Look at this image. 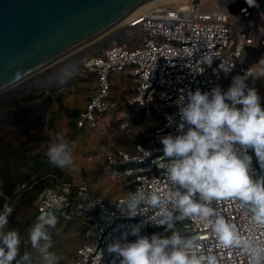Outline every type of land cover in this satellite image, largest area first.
<instances>
[{"label":"clouds","instance_id":"9594fccd","mask_svg":"<svg viewBox=\"0 0 264 264\" xmlns=\"http://www.w3.org/2000/svg\"><path fill=\"white\" fill-rule=\"evenodd\" d=\"M247 2L249 5H255V0ZM257 3L259 8V2ZM131 22L128 26L141 32L139 26H132ZM141 34L142 37L136 46L142 41L143 33ZM113 45L131 46L127 43ZM106 49H103V52ZM91 56L83 60L86 69V60ZM215 58V54L207 52L200 56V62L211 67ZM220 68L226 74L230 71L222 66ZM119 74L130 76L134 82L127 102L128 112L117 120L112 111L115 103L111 111L98 116L96 125L92 122L79 124V115L87 106L84 105L75 113L72 121L76 135H91L93 132H88L87 126L107 132L105 136L94 132L97 134V148L92 153L91 163L102 166L110 180L119 184L120 190L116 192V198L111 202L105 195L95 196V188L89 180L70 179L69 174L64 178L48 174L52 181L44 190L67 184L71 187V196H74L79 184L88 185L92 197L82 209L92 207L97 201L104 199L103 202L108 208L119 215L115 227L120 226V229L112 236L106 234L95 238L88 237L87 230L91 223L77 218L67 219L62 215L63 209L59 206L61 201L54 200L53 204L42 209L40 214L36 204L35 212L39 216H36L33 227L25 232L35 254L22 253V237L18 229H6L13 211L6 203L3 211H0V264H61L64 257L53 250L59 247H53L52 236V230L58 224V216L66 223H78L82 235V242L75 247L73 258L65 264H77L84 257L88 259V264H221L214 252L208 251L204 254L198 250L199 237L192 234L187 225L182 229L177 227V222L182 225L183 221L193 218L210 228L212 235L224 248L238 249L242 255L250 257L251 264H264V241L246 238L237 225L226 219L217 208L219 201H236V205L251 214L256 225L264 227V174L258 177L255 175L253 159L254 150L260 169L264 173V108L261 107V97L257 89L250 87L246 82L249 76L260 77L261 88L258 90H262L264 73L237 74L232 77L226 90L217 84L209 91L197 88L179 96L175 102L178 113L167 116V126H174L175 132L160 138L163 156L160 157L159 167L164 170V178L167 181V190L163 192L141 188L133 192L134 185L128 183L132 176L118 177L117 169L110 163V156L114 152L133 151L137 145L147 144V141L142 142L137 138L138 124L131 121L134 113H138V119L142 118L144 124L149 123L150 128L146 135L162 123L158 113L154 112L146 118L144 111H136L130 106L135 79L129 73ZM114 84L113 79V92ZM125 122L129 124L126 129L122 127ZM74 147L63 131L57 132L51 138L46 151L49 165L52 164L62 172L77 171ZM149 155L151 153L146 151L144 157ZM38 183L39 181L24 186L19 192L29 191L31 187L35 190ZM5 200H11V197H6ZM99 206L95 214L100 211ZM150 212L154 214L149 215L148 219L163 226L165 232L170 233H154L150 237L141 233L135 216Z\"/></svg>","mask_w":264,"mask_h":264},{"label":"built area","instance_id":"2783aa9c","mask_svg":"<svg viewBox=\"0 0 264 264\" xmlns=\"http://www.w3.org/2000/svg\"><path fill=\"white\" fill-rule=\"evenodd\" d=\"M147 13H141L131 22L139 26L143 38L138 46L113 45L99 55L86 60L90 73L96 75L97 84L86 108L79 115V124L92 122L96 125L99 115H105L115 106L113 76L122 72L134 77L135 85L130 106L144 111L146 118L158 113L162 123L147 134V144H139L135 150H120L110 156V163L117 169V176L128 178L129 184L146 191L167 190L164 170L159 167L163 156L161 137L175 132L167 126V116L178 113L176 100L181 94L197 88L209 91L219 84L226 90L232 77L240 74L260 75L264 73V16L247 0H187L157 4ZM211 52L217 58L211 67L202 65L200 56ZM230 69L226 74L223 69ZM260 77L249 76L246 81L259 82ZM260 83V82H259ZM261 107L264 108V83L258 90ZM178 119V117H177ZM128 123L122 127L128 128ZM147 152L151 155L144 157ZM249 150V155H250ZM144 157V158H143ZM71 187L64 184L58 188H46L37 197V211L54 200L61 201L62 215L67 219L88 220L91 227L88 237L113 235L120 229L116 226L119 215L100 199L92 207L83 208L91 200L90 188L79 184L71 196ZM238 202H217L220 213L237 225L246 238L264 241V227L256 225L251 214L236 205ZM100 205V206H99ZM100 208V211L95 212ZM135 216L141 233L167 235L163 226L148 219L149 215ZM187 225L192 234L199 237L197 248L202 253L214 252L221 264H251L250 257L238 249H226L212 235L210 228L193 218L177 222V227ZM185 234H187L185 232ZM77 264H88L84 257Z\"/></svg>","mask_w":264,"mask_h":264},{"label":"water","instance_id":"95a60500","mask_svg":"<svg viewBox=\"0 0 264 264\" xmlns=\"http://www.w3.org/2000/svg\"><path fill=\"white\" fill-rule=\"evenodd\" d=\"M146 1L0 0V94L108 34Z\"/></svg>","mask_w":264,"mask_h":264},{"label":"rangeland","instance_id":"374dc122","mask_svg":"<svg viewBox=\"0 0 264 264\" xmlns=\"http://www.w3.org/2000/svg\"><path fill=\"white\" fill-rule=\"evenodd\" d=\"M128 25L129 24L119 25L108 34L102 36L100 39L95 40L86 47L76 50L70 55L55 62L50 67L42 70L5 92L8 93L15 89H24L25 91L34 90L37 93H40L46 90L47 93L52 96L53 101L48 104L44 124L41 128L42 130H37L40 138V141L38 142L39 147H42V149L46 148L47 150L51 138L60 131H63L68 140L75 145L73 152L76 160V167L78 169L77 171L64 170L60 173L61 175H59V172L56 171L57 167H54L52 164L49 165L48 161L43 164V167L41 168L42 172L40 174H42V176L46 172H50V175L54 177L59 175L62 178L65 176L67 177L69 174L70 179H86L89 180L92 185L100 186L97 190L104 194L106 193V190L111 193L119 192V184H113L104 169H102L98 164L96 165L95 163H91V160L93 159L92 153L97 148L94 144V136L82 133L76 135V131L73 129L72 121L74 118V111L83 107L80 105L82 96L86 98V93L91 91L93 85H95L93 80H96V77L90 74L86 67H84V58L90 54L92 55L100 53L101 51L103 52V49H106L116 43H127L129 45L134 44V38H141L142 34L139 29L131 28ZM89 47L93 48L89 49ZM251 85L253 84L251 83ZM254 87L258 89L261 88V85L259 82H255ZM70 105L75 107L71 108L69 110V114H67L64 110H68ZM64 107L66 108L64 109ZM131 121L138 124V140L142 142L147 141L146 133L150 128L149 123L144 124L142 118L137 119V117L131 119ZM72 136H74V138H71ZM77 144H81V146H76ZM79 149L80 151L77 154ZM86 153L91 155L87 156ZM47 175L48 174L43 176V178ZM38 177V175H34L30 181L31 184L37 183L38 181L36 179ZM106 186H109L111 190L105 188ZM32 190L33 187H31L29 191ZM107 195L109 196V194Z\"/></svg>","mask_w":264,"mask_h":264},{"label":"trees","instance_id":"16d2710c","mask_svg":"<svg viewBox=\"0 0 264 264\" xmlns=\"http://www.w3.org/2000/svg\"><path fill=\"white\" fill-rule=\"evenodd\" d=\"M139 40L140 38L135 37L131 46H136ZM52 101V96L46 90L37 93L34 90L15 89L0 95V211H3L6 203L13 209L6 229H18L22 237V253L35 254L25 232L35 224V198L46 186H50L52 181L49 178L50 172L43 175L49 174L45 178L40 174L43 163L49 159L46 148L39 147L40 138L37 131L42 128L48 104ZM253 159L255 175L258 177L264 173L260 169L254 150ZM56 171L61 175V169ZM34 175L39 176L35 190L19 192L22 187L31 184ZM6 197H11V200H5ZM56 233L57 235L53 236V247L59 245L60 236L58 237L57 231Z\"/></svg>","mask_w":264,"mask_h":264},{"label":"crops","instance_id":"0c3cea01","mask_svg":"<svg viewBox=\"0 0 264 264\" xmlns=\"http://www.w3.org/2000/svg\"><path fill=\"white\" fill-rule=\"evenodd\" d=\"M113 79L115 81L114 95H115L116 106L114 107V109L112 111L114 112V114H115L114 116L116 117V119L119 120V119H121L122 116L125 115L126 112H128L127 102L130 98V95L132 92L131 87L134 84V82L130 76L125 75V74L114 75ZM93 81H94V84H96V80H93ZM95 87H96V85H93L91 91L86 93L87 94L86 98H84V96H82V99L80 102L81 107L82 106L84 107V105H87V103L89 102L93 92H95ZM84 102H86V103H84ZM74 107L75 106L70 105L68 110H66L65 109L66 107H64V109H65L64 111L67 114H69V112H70L69 110L71 108H74ZM82 108H79L78 110H80ZM77 111H74V115ZM133 116H134V118L137 117V119H138V113H134ZM87 128H88L87 129L88 132H93L90 134L93 135L95 138L94 144H96V140H97V134L94 132L101 133V134H103V136H105L107 133L102 129L92 128L89 126H87ZM84 131H86V130H84ZM78 145L81 146V144H77L76 146H78ZM80 149L77 151V154L80 151ZM105 153H107V152H105ZM113 184H115V182H113ZM93 187L95 188V196H101L103 194V195L107 196V198L111 202L117 196L116 192L111 193V192H107V190H106V193L109 194V196H108L106 193L104 194L101 191L97 190V188H99L100 186L93 185ZM105 188H108V190H111V188L109 186H106ZM36 215H38V214H36ZM62 219L63 218L61 216H58V224H57L56 228L52 230V236L57 235L56 231L58 232V237L60 236V240L58 241L59 242V245H58L59 248L53 249V250L56 251L57 254L60 255L62 258L64 257V260L61 262V264H65L68 262L69 259L73 258V252H74L75 247L77 246L78 243L82 242V235H80L81 230L79 228L80 226L78 223H75V222L74 223H70V222L66 223Z\"/></svg>","mask_w":264,"mask_h":264},{"label":"bare ground","instance_id":"6f19581e","mask_svg":"<svg viewBox=\"0 0 264 264\" xmlns=\"http://www.w3.org/2000/svg\"><path fill=\"white\" fill-rule=\"evenodd\" d=\"M171 1L182 2V1H187V0H149V1H146L142 4H140V6L136 9L135 12H133L131 15H129L123 21H121L122 22L121 25L129 24L137 15H139L141 13H147L145 11H148L151 8L157 6V4L167 3V2H171Z\"/></svg>","mask_w":264,"mask_h":264}]
</instances>
